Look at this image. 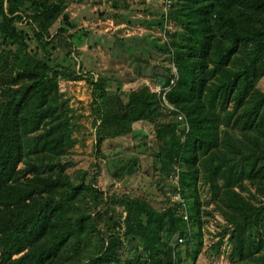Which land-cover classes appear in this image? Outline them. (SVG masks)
<instances>
[{
    "label": "trees",
    "instance_id": "obj_1",
    "mask_svg": "<svg viewBox=\"0 0 264 264\" xmlns=\"http://www.w3.org/2000/svg\"><path fill=\"white\" fill-rule=\"evenodd\" d=\"M171 6L168 19L179 29L153 45L177 70L176 76L166 67L158 78L171 113L184 122L163 126L157 137L167 161L176 165L177 190L195 231H189L180 202L158 210L145 199L123 196V235L141 248L127 264H180L177 245L168 241L173 235L202 244L200 183L209 185L213 201L234 225L238 256L257 252L264 240V93L256 87L264 76V0H173ZM62 12V2L0 0V264L120 262L122 240L113 217L112 231L96 251L83 239L95 230L94 218L76 204L85 197L100 201L102 193L86 172L73 179L63 162L75 141L58 79L74 72L67 59L75 33L63 22L51 35ZM23 22L33 27L34 51L18 25ZM80 30L77 45L86 44L89 33ZM66 33L68 42L58 39ZM113 45L155 59L133 38H116ZM91 84L99 139L109 125L117 130L108 134L117 136L132 122L157 115L160 100L146 87L117 104L106 77ZM164 170L167 176L172 168L167 164ZM249 186L252 197L259 195L257 206L241 193L251 191Z\"/></svg>",
    "mask_w": 264,
    "mask_h": 264
},
{
    "label": "rangeland",
    "instance_id": "obj_2",
    "mask_svg": "<svg viewBox=\"0 0 264 264\" xmlns=\"http://www.w3.org/2000/svg\"><path fill=\"white\" fill-rule=\"evenodd\" d=\"M48 1L62 2L63 6V12L50 27L51 35H56L57 28L63 22L72 25L67 31L69 34L75 33L70 44L71 53L67 59L70 70L74 72L70 77L58 79V95L60 100L65 101L69 110L67 114L72 129L71 138L75 141L73 147L63 157V162L68 163L66 172L73 179L78 173L86 172V178L93 177L95 186L102 193L99 195L100 201L95 200L94 203L92 199L85 197L79 199L76 204L82 209L88 207V212L94 218L95 230L88 235L85 234L83 239L87 241L91 250L96 251L98 249L96 246L101 245V238L112 231V224L108 220L113 217L116 221V233L121 235L122 240V245L118 249L120 258L118 264H127L141 248H136L139 245L136 240H129L123 235L125 210L120 204L121 197L145 199L158 210L169 202L176 204L180 202L183 219L188 220L186 200L177 190L176 165L167 161V148L163 149V142L157 137L158 130L163 126L174 123L183 125L184 122L182 115L171 113L173 107L167 102L166 92L159 85L158 78L166 67H172L176 76L177 70L167 59L166 54L153 45L154 41L157 43L165 41L168 38L167 31L179 29L177 23L168 19V11L173 0ZM167 1H171L169 7ZM111 14H117L118 17L111 18ZM159 18L164 20L162 25L152 24ZM27 22L18 25L27 32L29 48L34 51L37 49V43L33 36V27L31 24L27 25ZM81 27L93 33L94 46L77 45ZM68 33L58 35V39L62 38L68 42L66 38ZM119 37H130L139 44H145L155 59L148 60L142 55H131L116 50L113 43ZM99 76L108 79L107 90L109 94L116 95L113 102L117 104H125L130 92L145 87L151 93H156L160 100L157 104V115L152 119L132 122L130 126L124 128L126 131L123 134L117 136L108 134L117 130L114 125H109L107 129L111 131L102 132L99 139L97 128L100 120L95 124L91 84V80L95 81ZM173 81L172 79V84ZM256 87L264 93V76L259 79ZM177 134L183 139L179 129ZM167 164L172 170L166 176L164 169ZM200 184L202 244L198 246L191 238L189 243L180 242L176 235L168 239L171 244L177 245L180 264H264V240L257 252L249 253L246 250L242 257L236 254L234 225L224 214L223 207L213 201L209 185ZM249 188L251 191L241 193L253 205H259V195L252 197L254 189L250 186ZM236 190L239 188L236 187ZM191 222L188 220L187 224L193 235L195 225Z\"/></svg>",
    "mask_w": 264,
    "mask_h": 264
},
{
    "label": "water",
    "instance_id": "obj_3",
    "mask_svg": "<svg viewBox=\"0 0 264 264\" xmlns=\"http://www.w3.org/2000/svg\"><path fill=\"white\" fill-rule=\"evenodd\" d=\"M67 18V16H66ZM66 28L70 29L72 27V25H70V23L68 24H65L64 25ZM86 44L90 47L94 46L95 44V39H94V35L91 31H89L88 35H87V41H86Z\"/></svg>",
    "mask_w": 264,
    "mask_h": 264
},
{
    "label": "built area",
    "instance_id": "obj_4",
    "mask_svg": "<svg viewBox=\"0 0 264 264\" xmlns=\"http://www.w3.org/2000/svg\"><path fill=\"white\" fill-rule=\"evenodd\" d=\"M170 2L171 1H167V6L169 7L170 6ZM182 240L180 239V242H181Z\"/></svg>",
    "mask_w": 264,
    "mask_h": 264
},
{
    "label": "crops",
    "instance_id": "obj_5",
    "mask_svg": "<svg viewBox=\"0 0 264 264\" xmlns=\"http://www.w3.org/2000/svg\"><path fill=\"white\" fill-rule=\"evenodd\" d=\"M69 22H67L66 24H68Z\"/></svg>",
    "mask_w": 264,
    "mask_h": 264
}]
</instances>
